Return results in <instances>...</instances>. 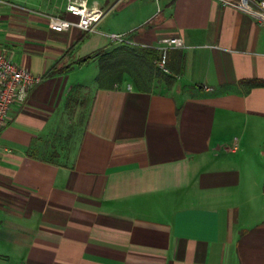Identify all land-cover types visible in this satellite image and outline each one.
Segmentation results:
<instances>
[{
	"label": "crops",
	"instance_id": "obj_1",
	"mask_svg": "<svg viewBox=\"0 0 264 264\" xmlns=\"http://www.w3.org/2000/svg\"><path fill=\"white\" fill-rule=\"evenodd\" d=\"M68 1L0 5V50L42 77L0 132V264H264V24L225 0H89L95 31H56Z\"/></svg>",
	"mask_w": 264,
	"mask_h": 264
},
{
	"label": "built area",
	"instance_id": "obj_2",
	"mask_svg": "<svg viewBox=\"0 0 264 264\" xmlns=\"http://www.w3.org/2000/svg\"><path fill=\"white\" fill-rule=\"evenodd\" d=\"M6 0H0V5ZM226 3L253 15L259 24H264V0H225ZM66 11L76 20L49 16V23L56 31H69L79 27L87 31H95L98 23L107 11L89 4V0H69ZM110 38L121 43L127 42L123 34L113 33ZM161 54L156 65L164 72H169L167 53L169 47H184L185 41L181 37L162 40ZM42 80L40 75L19 66L5 51L0 50V132L7 124L14 104L26 101L30 91ZM3 148L0 146V154Z\"/></svg>",
	"mask_w": 264,
	"mask_h": 264
},
{
	"label": "trees",
	"instance_id": "obj_3",
	"mask_svg": "<svg viewBox=\"0 0 264 264\" xmlns=\"http://www.w3.org/2000/svg\"><path fill=\"white\" fill-rule=\"evenodd\" d=\"M129 53H136V49L128 48V47H122L119 49L114 50L111 53H108L106 55H103L99 59L100 63V74L98 75V81L103 82L105 80H112L117 74H120L122 70H118L116 67L117 60L121 57H125L129 55ZM146 55L148 56L146 59V72L147 74L152 71L153 65V59L156 56V52L153 49H148L146 51ZM90 57H87L86 59H83V61L90 59Z\"/></svg>",
	"mask_w": 264,
	"mask_h": 264
},
{
	"label": "rangeland",
	"instance_id": "obj_4",
	"mask_svg": "<svg viewBox=\"0 0 264 264\" xmlns=\"http://www.w3.org/2000/svg\"><path fill=\"white\" fill-rule=\"evenodd\" d=\"M129 66H130V68L132 69V65L129 64Z\"/></svg>",
	"mask_w": 264,
	"mask_h": 264
}]
</instances>
